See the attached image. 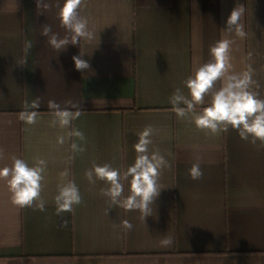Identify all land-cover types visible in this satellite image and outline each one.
Listing matches in <instances>:
<instances>
[{
  "label": "crops",
  "instance_id": "crops-1",
  "mask_svg": "<svg viewBox=\"0 0 264 264\" xmlns=\"http://www.w3.org/2000/svg\"><path fill=\"white\" fill-rule=\"evenodd\" d=\"M45 2L49 8L37 9L36 0H0V167L12 156L29 166L46 161L43 212L13 204L0 180V264H264V143L231 129L199 130L169 103L176 88L188 95L183 82L212 59L210 47L221 39L233 42L231 71L250 66L252 90L264 100V0H86L79 14L95 38L59 52L40 32L49 24L60 38L70 36L58 17L64 0ZM240 5L244 38L224 31ZM80 54L89 70L75 69L72 57ZM36 98L37 122L25 124L18 113ZM49 100L71 111L66 101L78 103L81 114L68 128L52 126ZM148 125L150 150L171 165L159 177L152 216L108 212L101 194L108 185L89 183L85 172L94 163L125 171L137 155L136 134ZM73 129L84 139L68 137ZM197 162L203 176L193 180L189 169ZM69 180L82 203L58 216L57 187ZM123 220L133 229L118 226ZM168 236L173 243L164 247Z\"/></svg>",
  "mask_w": 264,
  "mask_h": 264
},
{
  "label": "clouds",
  "instance_id": "clouds-1",
  "mask_svg": "<svg viewBox=\"0 0 264 264\" xmlns=\"http://www.w3.org/2000/svg\"><path fill=\"white\" fill-rule=\"evenodd\" d=\"M86 0H64L59 10L60 25L70 33L60 38L52 31L49 24L42 25L41 35L47 37V44L57 52L66 49L69 44L77 45L80 40L91 41L95 34L88 28V19L79 14V9ZM37 9L50 7L45 0H36ZM244 7L233 8L226 21L224 31L234 32L237 37L244 38L246 32L241 23L244 14ZM228 39L218 40L210 47L212 59L196 68L183 83L188 89L186 96L180 88H176L169 103L172 111L179 119L191 117V122L199 130H207L213 135L220 132L235 130L242 140H250L255 144L257 141L264 143V100L258 98V94L252 90L256 84L253 80V70L242 73L231 71V44ZM31 47V45H29ZM80 56H73L75 69L85 71L90 69L88 61ZM219 83V87L217 84ZM206 97H210L207 101ZM72 109L61 108V105L54 100L47 102L48 109L54 110L55 119L52 126L57 123L62 128H68L71 121L80 116V104L73 101H66ZM40 99L36 98L30 104L25 102L23 109L18 113V118L25 124L32 125L37 122ZM200 111H197V108ZM35 109V110H30ZM154 129L151 125L146 126L137 133L138 140L133 145L137 153L135 161L125 171L113 168L110 164H93L85 172L89 183L94 184L96 180L104 181L108 187L101 189V194L108 197L110 204L108 212L112 208H123L125 211H138L142 218L152 216V205L159 196L161 187L159 177L164 168H170V163L160 154L158 150H150L151 139ZM68 137H79L84 139V134L73 129L67 133ZM251 138V139H250ZM65 137H58L57 143L63 144ZM73 151L78 150L75 143L72 144ZM82 151V149H80ZM5 158V150L0 147V160ZM71 159V158H70ZM11 165L0 167V180H3L11 194L13 204L20 208L34 207L39 211H45V202L41 199L42 181L46 170V161L37 159L34 166L21 158L12 156ZM61 177H66L68 171L62 172ZM190 178L199 180L203 176L200 163H193L189 169ZM128 183V194L125 196V184ZM56 214L71 213L74 206L82 203V196L79 187L74 181H67L57 187V194L54 197ZM64 221L61 226H66ZM130 231L133 225L128 220H123L120 225ZM161 245L168 247L173 243L170 236L160 241Z\"/></svg>",
  "mask_w": 264,
  "mask_h": 264
}]
</instances>
